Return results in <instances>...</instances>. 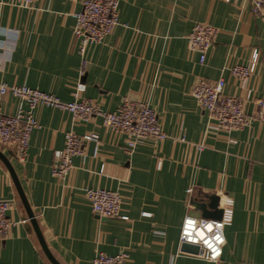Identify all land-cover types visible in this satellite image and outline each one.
<instances>
[{
    "label": "crops",
    "instance_id": "crops-1",
    "mask_svg": "<svg viewBox=\"0 0 264 264\" xmlns=\"http://www.w3.org/2000/svg\"><path fill=\"white\" fill-rule=\"evenodd\" d=\"M83 1L34 0L26 7L0 0V80L66 102L83 83L81 97L106 111L125 97L146 102L168 138L146 140L126 153L128 137L101 119L84 123L67 111L38 107L40 128L26 160L0 145V198L12 203L15 223L0 238V264H54L51 258L93 264L101 252H128L129 264H264V122L226 132L192 95L197 79L225 78L224 93L240 97L246 112L257 115L256 101L264 98V21L252 15V0H119L121 24L104 43L88 47L85 64L73 33V15ZM197 23L220 31L204 64L188 43ZM254 51L256 70L241 82L230 69L250 65ZM19 107V99L5 98V113L14 115ZM71 131L99 139L86 143L70 173L58 178L54 152ZM87 187L118 192L129 220L96 214ZM198 191L220 196V205L222 193L234 200L218 262L184 251L180 242L187 216L217 220L191 205Z\"/></svg>",
    "mask_w": 264,
    "mask_h": 264
},
{
    "label": "built area",
    "instance_id": "built-area-1",
    "mask_svg": "<svg viewBox=\"0 0 264 264\" xmlns=\"http://www.w3.org/2000/svg\"><path fill=\"white\" fill-rule=\"evenodd\" d=\"M9 2L26 7L34 4V0H9ZM251 12L254 17L264 21V0H252ZM73 16L76 21L73 33L77 42V51L82 57V64H85L88 47L104 43L114 29L121 24L120 1L84 0L82 9ZM219 33L218 27L208 23H197L190 32L189 48L199 55L201 64L206 62L208 53ZM258 60L259 52L254 51L250 65H236L230 69V74L239 81L246 82L255 72ZM225 85V78L214 82L199 78L192 87V95L198 105L208 113L210 118L215 120L219 129L231 133L251 127L255 120L264 122V98L257 99V115L251 117L246 112L243 99L224 93ZM84 90L85 84L80 83L73 94L74 100L66 102L52 93L27 85H8L0 80V145L4 148L16 149L18 160L24 162L28 155L32 133L40 128L36 116V109L40 106L67 111L76 121L84 123L101 119L107 128L128 137L126 153H132L137 145L146 140L162 142L168 138L158 114L148 103L125 97L115 111H106L96 100L82 98L80 93ZM8 95L20 101L19 110L14 115L4 112V101ZM98 139L97 134L78 135L73 131L66 133L64 148L54 152L55 164L52 174L58 178L67 176L73 168L74 157L84 153L86 143ZM180 140L186 141V137L182 136ZM204 148L203 144L198 145L200 151ZM85 192L92 210L99 216L129 220L128 216L121 213L122 200L118 192L91 187H87ZM221 196L222 219H198L187 216L180 233L181 244L198 246L200 253L197 255L209 262H218L222 257L226 243L225 228L233 222L234 200L225 193ZM12 208L11 202L0 198V238L7 236L15 224L9 216ZM188 220L195 223V230L192 232H189L186 227ZM209 225H211V230L208 228ZM198 232L201 234L198 235ZM218 235L224 239L222 244L215 240ZM209 242L219 252V255L208 247ZM129 260L128 252L117 255L101 252L93 259V264H129Z\"/></svg>",
    "mask_w": 264,
    "mask_h": 264
},
{
    "label": "water",
    "instance_id": "water-1",
    "mask_svg": "<svg viewBox=\"0 0 264 264\" xmlns=\"http://www.w3.org/2000/svg\"><path fill=\"white\" fill-rule=\"evenodd\" d=\"M22 198L25 201L23 195H22ZM190 203L194 208L201 211L203 217L214 218L217 220L222 219L223 208L220 205V196L216 194H204L198 191L191 196ZM31 217H32L33 222H35L34 216L31 215ZM36 229H37L36 231L38 233L39 239L43 245V248L47 252V255L51 258L50 254L47 251L45 241L42 236L40 228L36 227ZM182 248L184 251L189 252V253H194V254L200 253V248L195 245L183 243ZM51 261H53L54 264H58L52 258H51Z\"/></svg>",
    "mask_w": 264,
    "mask_h": 264
},
{
    "label": "clouds",
    "instance_id": "clouds-1",
    "mask_svg": "<svg viewBox=\"0 0 264 264\" xmlns=\"http://www.w3.org/2000/svg\"><path fill=\"white\" fill-rule=\"evenodd\" d=\"M186 227L189 230V232H192L195 230V223L192 220H188V221H186ZM208 228H209V230H211V225H209ZM197 234L200 235L201 233L198 232ZM215 240L217 243H220V244H222L224 242L223 237H221L219 235L215 237ZM208 247L212 248L213 252H215L216 255H219V252L215 248H213L212 243L209 242Z\"/></svg>",
    "mask_w": 264,
    "mask_h": 264
}]
</instances>
